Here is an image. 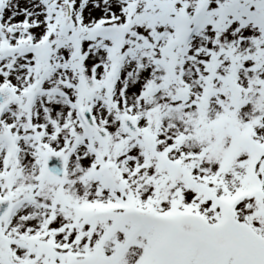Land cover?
Returning <instances> with one entry per match:
<instances>
[{
    "label": "snow or ice",
    "instance_id": "6c2138e0",
    "mask_svg": "<svg viewBox=\"0 0 264 264\" xmlns=\"http://www.w3.org/2000/svg\"><path fill=\"white\" fill-rule=\"evenodd\" d=\"M0 264H264V0H0Z\"/></svg>",
    "mask_w": 264,
    "mask_h": 264
}]
</instances>
